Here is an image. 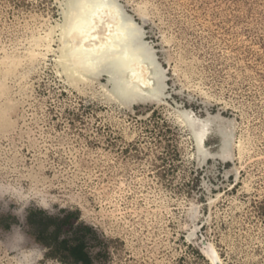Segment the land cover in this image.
Returning <instances> with one entry per match:
<instances>
[{
    "label": "rangeland",
    "instance_id": "374dc122",
    "mask_svg": "<svg viewBox=\"0 0 264 264\" xmlns=\"http://www.w3.org/2000/svg\"><path fill=\"white\" fill-rule=\"evenodd\" d=\"M119 2L162 68L159 101L67 76L48 35L63 0H0V241L19 231L39 264H79L27 222L40 197L94 227L92 264H264V0ZM178 109L231 120V156L211 128L199 159ZM0 264L21 262L0 245Z\"/></svg>",
    "mask_w": 264,
    "mask_h": 264
},
{
    "label": "bare ground",
    "instance_id": "6f19581e",
    "mask_svg": "<svg viewBox=\"0 0 264 264\" xmlns=\"http://www.w3.org/2000/svg\"><path fill=\"white\" fill-rule=\"evenodd\" d=\"M62 5L63 21L48 35L58 29V60L69 78L86 82L105 73L111 83L108 98L123 105L161 100L162 68L141 27L119 0H63ZM178 116L194 136L199 159L211 154L203 145L211 128L220 137L217 154L222 159L231 156V120L218 114L200 118L189 109H178ZM206 252L212 264H222L214 251Z\"/></svg>",
    "mask_w": 264,
    "mask_h": 264
},
{
    "label": "trees",
    "instance_id": "16d2710c",
    "mask_svg": "<svg viewBox=\"0 0 264 264\" xmlns=\"http://www.w3.org/2000/svg\"><path fill=\"white\" fill-rule=\"evenodd\" d=\"M64 214H51L43 209L31 211L26 217L30 225L39 226V233L44 234L43 243L51 252H61L74 258L79 264H92V258L86 249L87 235H97L93 226L78 221V215L72 210H63ZM60 233L70 234L59 238Z\"/></svg>",
    "mask_w": 264,
    "mask_h": 264
},
{
    "label": "clouds",
    "instance_id": "9594fccd",
    "mask_svg": "<svg viewBox=\"0 0 264 264\" xmlns=\"http://www.w3.org/2000/svg\"><path fill=\"white\" fill-rule=\"evenodd\" d=\"M7 193V192H5ZM37 198V203L40 207L44 208L45 210L50 209L51 204L56 202L50 199H45L43 202L40 201V197ZM28 201V200H27ZM21 207L26 206V203L24 201ZM23 237V233L19 231H13L6 240L0 241V245H3L5 248H7L10 252L17 255L18 259L20 260L21 264H23V256L25 255H31L32 260L35 261V264H39V261L43 259V249L36 244H33L31 247H20L19 243L20 241H16V237ZM26 239V238H25ZM16 244L15 247H13V244ZM36 253H39V258L37 257Z\"/></svg>",
    "mask_w": 264,
    "mask_h": 264
}]
</instances>
